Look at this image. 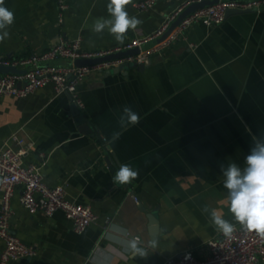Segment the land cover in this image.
<instances>
[{
  "label": "crops",
  "instance_id": "0c3cea01",
  "mask_svg": "<svg viewBox=\"0 0 264 264\" xmlns=\"http://www.w3.org/2000/svg\"><path fill=\"white\" fill-rule=\"evenodd\" d=\"M138 1L126 10L142 23L128 30L121 45L107 30L92 31L97 19L110 18L108 0H72L63 24L55 0H4L15 19L0 42V58L16 60L78 36L86 51L123 46L154 32L189 0H157L148 10L137 9ZM178 24L177 19L171 28ZM110 72L90 74L78 86L85 104L80 114L93 134L79 130L72 97L57 95L52 84L26 98L0 99V149L14 132L33 141L25 163H41L40 153L48 154L46 182L63 184L69 199L90 205L98 216L77 233L62 211L52 217L28 212L18 188L12 229L37 254L11 264H163L185 250L207 258L209 241L220 232L202 209L215 208L232 221L221 165L244 167L252 136H264V7L230 14L220 25L196 24L186 38L155 54L144 71ZM125 106L140 117L126 130L119 124ZM117 131L120 138L107 144L104 138ZM125 163L138 178L113 183ZM151 212L160 227L155 248ZM133 237L146 257H132L127 250L124 241ZM3 246L0 239V252Z\"/></svg>",
  "mask_w": 264,
  "mask_h": 264
},
{
  "label": "built area",
  "instance_id": "2783aa9c",
  "mask_svg": "<svg viewBox=\"0 0 264 264\" xmlns=\"http://www.w3.org/2000/svg\"><path fill=\"white\" fill-rule=\"evenodd\" d=\"M55 1L59 10L58 23L63 24L64 14L70 8L72 0ZM205 1L210 3L195 9L176 27L171 28L172 23L187 7ZM156 2L157 0H140L135 3V7L148 10L154 7ZM263 7L264 0H189L168 15L154 32L136 36L123 46L86 51L82 49V37L78 36L74 39L60 38L49 49L16 60L0 58V65L27 69L25 73H0V99L5 95L26 98L39 88L52 84L57 95L69 94L76 106L84 109L85 104L78 86L90 74L111 71L123 63L148 66L155 54L186 38L190 28L196 24L220 25L226 20L230 9L258 11ZM134 48H138L139 52L90 65H76L80 59L105 57ZM57 59H70L72 66L57 67L47 64ZM7 142V145L0 149V239L4 243L0 252V264L27 260L37 254L35 246L23 242L12 229V200L18 188L21 190L19 201L28 212H43L52 217L56 212L62 211L73 222L77 233L84 232L98 219L90 205L69 199L63 184L51 186L46 182L43 165L48 159V154L40 153L41 163H25V156L35 146L33 141L26 140L19 132H14ZM209 247L210 255L207 258H198L193 251L185 250L178 255L167 257L163 264H264V240L254 232H246L239 224H236V231L231 238H226L220 233L218 238L209 241Z\"/></svg>",
  "mask_w": 264,
  "mask_h": 264
},
{
  "label": "clouds",
  "instance_id": "9594fccd",
  "mask_svg": "<svg viewBox=\"0 0 264 264\" xmlns=\"http://www.w3.org/2000/svg\"><path fill=\"white\" fill-rule=\"evenodd\" d=\"M132 0H108L107 12L110 18H99L93 26L95 34L102 35L105 30L111 34L118 44H124L126 33L129 29L135 30L142 21L136 16H130L127 6ZM14 13L4 6V0H0V42L9 37L8 28L14 23ZM140 121L138 113L131 107L125 106L123 114L119 118L122 129L129 125H136ZM250 132V129H246ZM120 132H113L111 139L105 137V142L114 144L119 138ZM224 177L223 187L227 190L226 204L232 215V221L225 219L222 212L217 209H209L206 205L202 211L210 212L211 223L217 231L226 238H231L236 231V224L246 232H254L261 240H264V136L253 135L250 153L245 157L244 167L232 162L226 167L221 165ZM139 172L129 164H121L113 176V183L125 185L137 179ZM123 231V230H122ZM127 250L132 257H146L147 252L141 246L139 238L124 241Z\"/></svg>",
  "mask_w": 264,
  "mask_h": 264
},
{
  "label": "water",
  "instance_id": "95a60500",
  "mask_svg": "<svg viewBox=\"0 0 264 264\" xmlns=\"http://www.w3.org/2000/svg\"><path fill=\"white\" fill-rule=\"evenodd\" d=\"M210 3V1H205L203 3H194L192 5H190L189 7L186 8V10L179 16L178 21L180 22L185 16H187L188 14H190L192 11H194L195 9L202 7L203 5ZM252 10H234V9H230L227 12V16L233 13H246ZM139 52L138 48H134L131 50H126L123 52H118V53H114L105 57H100V58H91V59H80L77 60L76 65L77 66H82V65H90V64H94V63H99V62H103V61H107V60H113V59H117V58H122L128 55H132V54H136ZM58 60H65L67 61V64H59L57 63ZM48 65H52V66H57V67H71L72 66V61L70 59H57L54 61H50L47 63ZM130 68H135L139 71H144L147 66L143 65V64H136V63H123L120 66H117L115 68H113L111 70L110 73H119L121 71L130 69ZM27 71V69H18L15 66H9V65H0V73H25ZM74 112L76 114V116L80 119L79 122L77 123L79 130L82 133H86V134H93L92 133V128L90 127L88 120L84 117L81 116L80 114V110L79 108L76 106V104L74 103ZM113 158L117 161V159L113 156ZM144 210H146L144 208ZM149 219H150V223H151V227H150V233H151V239H152V243L151 246L153 248L157 247V244L159 242L160 239V227H159V223H158V218L156 217V215L154 214V212H151L149 214Z\"/></svg>",
  "mask_w": 264,
  "mask_h": 264
}]
</instances>
